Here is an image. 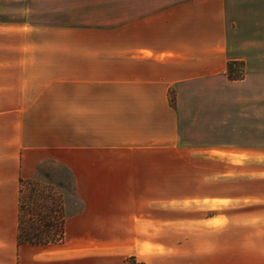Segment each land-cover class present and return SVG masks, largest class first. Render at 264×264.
Segmentation results:
<instances>
[{"label":"crops","instance_id":"crops-1","mask_svg":"<svg viewBox=\"0 0 264 264\" xmlns=\"http://www.w3.org/2000/svg\"><path fill=\"white\" fill-rule=\"evenodd\" d=\"M27 3L32 55L0 57V264H264L259 192L207 196L181 258L145 210L162 159L264 154V0ZM46 160L72 173L80 209L62 241L18 243L20 180Z\"/></svg>","mask_w":264,"mask_h":264},{"label":"rangeland","instance_id":"rangeland-1","mask_svg":"<svg viewBox=\"0 0 264 264\" xmlns=\"http://www.w3.org/2000/svg\"><path fill=\"white\" fill-rule=\"evenodd\" d=\"M27 6V0H0V57L32 55L26 52L25 22L38 21L36 15L39 13L29 12L26 15ZM202 152L186 156L183 151L178 152L176 158L162 159L161 173L154 175V181L161 185L160 191H155V197L160 196V204L145 207L147 213L159 218V222L155 220V234H160L161 244L175 246L179 258L184 255L186 230L196 231L200 227L198 221L191 223L187 219L191 216L195 218L210 207L212 202L208 201L207 196L249 191L264 196V154L233 148H213ZM39 167V187L33 193L25 187L23 195H49L51 198L42 202L46 216L50 213L60 215L62 212L66 218L76 213L80 204L76 191L71 188V174L50 160L42 162ZM59 205L63 208L60 209ZM139 225V229L145 233L153 226L148 222ZM139 246L144 252L163 250V246L154 247L148 241Z\"/></svg>","mask_w":264,"mask_h":264},{"label":"trees","instance_id":"trees-1","mask_svg":"<svg viewBox=\"0 0 264 264\" xmlns=\"http://www.w3.org/2000/svg\"><path fill=\"white\" fill-rule=\"evenodd\" d=\"M54 162V161H53ZM57 163V162H56ZM64 170L68 171L72 176V186L74 190V177L69 169L63 164L57 163ZM40 167L38 166L36 173L29 179L20 180V196L18 205V243H32V244H47L60 242L64 236V222L65 217L60 212V215L50 213L45 215L43 211V200L51 198L49 195H35L32 191H36L40 182L38 175ZM59 182V181H58ZM61 182V181H60ZM63 186L62 184L60 185ZM25 187L31 190L30 195L24 194ZM35 193V192H34ZM32 198V199H31ZM64 202L62 201V205ZM46 203L44 204L45 207ZM61 205L59 208L61 209ZM63 208V207H62ZM59 209V210H60ZM54 214V215H53Z\"/></svg>","mask_w":264,"mask_h":264}]
</instances>
